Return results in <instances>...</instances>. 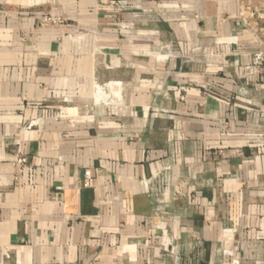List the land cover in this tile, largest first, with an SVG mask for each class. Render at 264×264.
Here are the masks:
<instances>
[{"label":"crops","instance_id":"1","mask_svg":"<svg viewBox=\"0 0 264 264\" xmlns=\"http://www.w3.org/2000/svg\"><path fill=\"white\" fill-rule=\"evenodd\" d=\"M257 3L0 0V264H264Z\"/></svg>","mask_w":264,"mask_h":264},{"label":"built area","instance_id":"2","mask_svg":"<svg viewBox=\"0 0 264 264\" xmlns=\"http://www.w3.org/2000/svg\"><path fill=\"white\" fill-rule=\"evenodd\" d=\"M250 14L254 16H258L259 18L264 19V0H258L256 6L252 8H248ZM46 20L51 21L50 19L46 18ZM53 23H57L59 21L52 20ZM250 64L251 67L256 72H264V57L261 52H255L250 55ZM15 165L22 169L30 167L29 161L24 156H17L14 161ZM83 185L85 187H92L93 186V179L91 176V172L89 170H85L83 173ZM173 252V250H171Z\"/></svg>","mask_w":264,"mask_h":264}]
</instances>
